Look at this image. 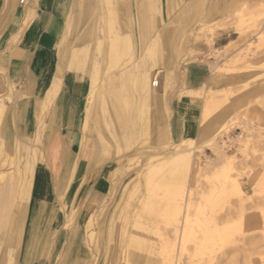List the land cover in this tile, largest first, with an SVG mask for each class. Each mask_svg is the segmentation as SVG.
Returning a JSON list of instances; mask_svg holds the SVG:
<instances>
[{
	"label": "rangeland",
	"instance_id": "rangeland-1",
	"mask_svg": "<svg viewBox=\"0 0 264 264\" xmlns=\"http://www.w3.org/2000/svg\"><path fill=\"white\" fill-rule=\"evenodd\" d=\"M150 3L147 11L139 0H134L132 7L129 5V50L116 57L108 73L98 78L95 95H90L89 88L85 86L87 93L82 106L90 115L85 127L88 132L84 139L85 147L88 142L91 147L97 144L94 137L97 124L99 128H104L95 117L99 113L100 99H104L108 106L115 103L105 89L109 77L117 82L121 97L120 109L115 105V108L112 106L115 115H111L110 108L108 113V120L117 131V137L110 142L113 157L96 169L107 172V189L102 204L105 206L99 204L93 211L83 212L80 217L77 196L70 205L60 197L58 201L64 202L65 211H62L59 219L61 221L63 216L64 223H60L58 230L50 234L47 232L46 244L42 246L43 255L39 259L34 258L31 264H126V254L138 256V261L133 264H161L162 249L168 241L173 240L172 226L164 207L165 188L156 186L159 177L147 185V180L143 179L144 167L147 160L164 157L166 164L162 173L165 172L172 161L168 156L177 142L169 141L164 112L159 120L151 124V127L163 131V137L158 141H154L148 130L138 139L131 130L140 126L132 81L137 79L136 74L141 67H152V74L157 72L160 78L164 71H155V68L162 60H167L171 66L170 83H174L177 73L192 62L208 63L211 76L217 75L211 86L214 91H205L203 86L195 95L200 106L196 133L201 125L206 124L204 132H207V139L213 138L209 141L212 146L204 147L201 153L192 156L194 171L189 161L188 168L175 169L176 180L168 182L176 193L188 192L191 204L187 210L188 226H183L186 239L179 244L180 254L177 255L176 264H264V0H169V3L166 0H150ZM19 8L23 6L17 4V11ZM99 11V5L93 6L92 20L88 22L97 28V38H101L99 29H102L103 21V18L100 20ZM96 13L99 18L93 20ZM11 19L4 17L0 5V96H9L2 103L8 108L4 127L13 124L11 115L14 105L17 114L28 107L23 86L9 80V55L7 50L2 51L3 33ZM122 19L123 15L118 11L115 23L118 29H122ZM25 29L22 27L19 32ZM217 32H236L237 41L215 51L212 40ZM77 34L61 38L57 48L59 51H54L52 79L59 81L55 93L46 98V93L42 91L37 97L27 99L34 114L31 130L26 132L31 141H27L23 147L24 154L17 170L8 163L0 169V173L5 174L4 179L0 180V192L10 179H15L17 184L22 182L20 174L24 166L32 163L29 152L34 148L33 139L43 129L45 113L57 104H54V99L63 79V70L59 66L63 60L69 59L77 45ZM61 48L66 51L61 52ZM81 48L88 53L84 59V69H87L91 64L90 55L99 58L96 42H84ZM152 48L158 54L154 61L148 58L149 49ZM75 78L84 83L82 73ZM124 80L131 82L123 83ZM39 100H42L40 110L36 109ZM201 103L205 110L203 114ZM18 118L16 116V121ZM13 128L20 129L14 125ZM22 129L25 130L24 126ZM196 133L184 141H195ZM52 144L50 139L46 142V146ZM188 148L187 145L184 147V157L190 156L186 154ZM82 150L86 151L84 148ZM97 151L99 154L100 148ZM114 158L121 163V170L112 177L113 171L109 167ZM41 161L39 159L38 164L35 161V171L43 166ZM122 172H125L123 176ZM116 178L118 181L109 195L112 180ZM236 186L238 189L240 187L239 192ZM33 187L36 191L35 179ZM29 203L30 200H20L19 208H12V213L6 209L3 218L6 224L15 223L13 213L19 214L20 209L24 211L25 219L26 216L29 219L33 209ZM5 205L8 206V203ZM88 217L93 219L89 224ZM6 231L0 233L1 243ZM88 232H94L93 240L88 237ZM58 236L54 248L51 240H56ZM60 236L65 237V240L62 238L63 243ZM46 256L48 260H42Z\"/></svg>",
	"mask_w": 264,
	"mask_h": 264
},
{
	"label": "crops",
	"instance_id": "crops-1",
	"mask_svg": "<svg viewBox=\"0 0 264 264\" xmlns=\"http://www.w3.org/2000/svg\"><path fill=\"white\" fill-rule=\"evenodd\" d=\"M166 1L169 3V0ZM133 2L134 0H121L120 3H118V0H29L30 5L35 6L30 25L28 24V16L30 15L28 8H19L17 15L12 17L3 33L4 47L2 51L7 50L9 55V80L13 84L23 86L26 96L25 101L28 105L23 113L16 115L19 116V122H17L18 119L15 122L11 118L13 124H8L7 129L14 134L16 128H13V125L15 127L19 126V130H23L24 126L25 130L23 131L26 132L31 130L30 126L34 114L30 110L29 103L31 102L27 99L37 97L42 93L44 85H48L46 82L48 80L47 74L53 66L54 51L59 47L60 39L66 35L75 36L77 32L80 33L82 29H85L83 33L77 34L78 42L74 50L71 51L69 59L60 63L59 68L63 70V79L61 88L54 99V104H57L54 109L48 110L45 113V118L42 119L43 129L46 127V131L44 130L43 133L50 138L53 144L46 146L44 161L42 162L44 164L42 167L36 168L34 179L39 192L29 195L31 199L29 207L31 208L34 201L47 207L50 216L48 225L50 232L58 230L60 223L64 220L63 216L61 221L59 219L62 211H65L64 202L70 205L77 196V204L79 205L77 211L81 217L83 212H91L97 205L102 206L105 201L103 198L107 189L105 180L107 172H103L101 168L96 169L98 166L101 167L109 157H113L110 151V142H113L117 137V131L108 120V113L110 108L111 115H115L113 112L115 105L118 110L121 107L117 82L109 77L105 84L106 92L115 101L112 105L114 108L108 106L104 99H100L98 103L99 113L95 117H97V123L101 121L100 124L104 128H99L97 124V130L94 129L97 144L92 147L89 144L90 142L85 147L84 139L88 134L85 127L90 115L87 109H83L82 102L85 101L87 93L85 86L89 88L90 95H95V85L98 78L108 73L116 57L124 55L129 50L130 39L128 37L127 21L131 10L129 5L132 7ZM139 2L144 10L150 9V0L148 2L139 0ZM102 4H104L103 8ZM118 4L120 5L118 6ZM0 5L2 9L3 3L1 0ZM96 5L100 6L98 12L101 16L100 20L103 18L102 29H99V31L101 30V38H97L95 34L97 30L95 25L88 23L92 20L91 10ZM118 11L123 15L122 29L115 26ZM99 15L96 13L93 20H98ZM105 21L111 22V31L105 29ZM26 26L28 27L24 31L19 32L22 27ZM16 34V39H12ZM235 35L236 32H217L212 40L214 50L219 51V48H225L237 41ZM93 40L96 42L99 58L90 55V67L84 69V59L88 53L81 46L84 42H92ZM107 41L113 42L111 47L106 46ZM60 51L65 52L66 50L61 48ZM107 56H109V59L106 58ZM157 57L158 54L155 50L153 48L149 49L148 58L154 61ZM156 65L155 71H164L160 78H158L157 72L152 74V67H141L136 74L137 79L132 81L136 94L135 105L140 126L133 128L131 131L136 136L139 135L137 136L138 139L148 130L154 141H158L163 137V131L151 127V124L159 120L164 112L165 130L168 132L169 141L177 142L174 143L173 146H175L184 141L189 135L195 134L198 129L200 106H198L195 96L190 92H198L203 86L205 91H214L211 86H213L217 75L215 77L214 75L211 76L208 63L192 62L177 73L174 83H170L172 70L167 60L159 61ZM54 68L55 66H53L52 71H54ZM67 70H71V72ZM80 73L84 77V83L75 80V76ZM154 78H156V86L152 87L151 83ZM58 86L59 81L52 79L49 85L46 86V97L50 98ZM156 88L157 92L155 91ZM192 110L194 113H192ZM76 124L78 125L76 126ZM206 126V124L201 125L199 132L195 135V140L207 129ZM82 127L84 130H82ZM83 148L86 151L82 150ZM97 148H100L99 154H97ZM119 167H121V163L114 158L109 167L114 175L111 174V176L115 177ZM124 173L122 172L121 176ZM59 181L63 184L62 190L58 189ZM116 181H118V178L112 180L113 185L109 195L112 194L113 191L111 190L114 189ZM60 197L64 198L63 204L58 201ZM58 238L59 236L56 240L54 238L51 240V245L53 244L54 248H56ZM45 242L43 245L46 244ZM61 243H63V240ZM42 260L46 261L48 257L46 256Z\"/></svg>",
	"mask_w": 264,
	"mask_h": 264
},
{
	"label": "bare ground",
	"instance_id": "bare-ground-1",
	"mask_svg": "<svg viewBox=\"0 0 264 264\" xmlns=\"http://www.w3.org/2000/svg\"><path fill=\"white\" fill-rule=\"evenodd\" d=\"M1 1L3 3L2 10L4 12V17L6 19H11L13 16L17 15V13H18L17 4L19 6H23V8H28V11L30 13V15L28 16V18H29L28 24H30L32 17H33V10L35 7L33 5H30L31 2L28 3L27 0H1ZM26 2H27V5H25ZM105 7H106V5H105ZM105 24H106L105 29L107 31H111L112 30L111 22L105 21ZM28 26H26V28ZM86 35H88V34H86ZM15 36H17V34L14 35V37L12 39H14V38L16 39ZM112 44H113V42H111V41L106 42V46H108V47H111ZM215 51H217V50H215ZM107 59H109V56H107ZM80 68H81V66H80ZM75 71L77 72V70H75ZM52 73H53V71L51 68V70H49V72L47 74L48 80L46 82L48 83V85H49V82L52 80ZM8 84H11L10 81H8ZM48 85H44V88L42 90L43 92L46 91L45 88ZM151 86L152 87L156 86V78H154V80L152 81ZM0 89H1V87H0ZM190 94H193V96L198 95L197 92H193ZM45 97H46V95H45ZM5 99H9V96H4V97L0 96V169L2 168V166L5 163H8L9 166H12L14 169H16V168H18V165L20 164L21 158L23 157V154H24V152H23L24 148L23 147H24L25 143L27 144V141L28 142L31 141V138L28 136L26 131L16 129L14 131V134H13L10 130L7 129V126L4 127V118H5V116L7 114V110H8V108L4 107V105L2 104L5 101ZM13 99H14V96H13ZM41 104H42V100H39V102L36 104V106H37L36 109L40 110ZM204 111H205L204 107L201 103V113L203 114ZM16 115H18V114L16 113V107L14 105L13 106L12 120L15 122H16V117H15ZM77 125L78 124H76V126ZM44 130L46 131V127L41 131V133L38 135V137L36 139H33V140H35L34 141V143H35L34 148L29 152V156H30V159H32V163H29V165L24 166V170L22 171L23 173L20 174L22 182H18V184H17L15 182V179L14 180L10 179L8 182L9 187H8V185L7 186L5 185L0 192V233H1V231L5 232V230H7L6 236L4 237V241H2L3 243L0 242V264H31L32 260L34 258L39 259L43 255V248L44 247H42V245L47 240L45 236L48 235V233L50 232V230L48 229L49 228L48 225H49L50 221L48 220L49 218H47V216L49 214V210L47 209V207H44L39 202L34 201V203L32 205L33 209H32L31 216L29 219H27V216L25 219V213H24V211H22V209H20L19 214L13 213V215L16 216L14 218V219H16L15 223H13L14 221H12V222L6 224V220L3 218H4V212L6 211V209L10 210V213H12L13 212L12 208H14V207L19 208L20 200L29 201V200H31L29 197V194L39 192L38 186H37L36 191H34V189H33L34 188L33 187V180H34V177H35L34 175L36 172L34 170V165L36 163L35 161H37V164H38L39 159L44 161V149L46 148V142L50 139V138H48L47 135H44V133H43ZM82 130H84V128ZM139 132H138V134H139ZM137 136H139V135H137ZM210 140L212 141L213 138L207 139V132H203L200 135L198 142H196V140L195 141L188 140V141H183L182 143H180L177 146H174L172 151L170 152V154L168 156L172 160L170 162V166H169V168H166L165 172H163V173H162V170L164 169V166L166 164V162L164 161V157L151 158L150 160H147V162L145 164V167H144L145 173H144L143 179H144V181L147 180V182H146L147 185L152 184L153 179L159 177L160 180L156 183V186L165 188V190H163L166 193V202H165L164 207L166 209V212H168V215H169L168 220L172 226L173 240L168 241L166 243V247H164L162 249V255L160 254L161 264H176L177 255L180 254L179 253L180 252L179 251V244H180V242H183L186 239V234H185V230H184L183 226L185 228H186V226H188L187 225L188 224L187 210L191 207V204L188 200V192H185V194H184V192H182L181 194H179V192L176 193L175 189L173 188V185L169 184L168 182L175 181L176 177L174 176V170L177 169L178 167L188 168L189 161H191L192 156L196 155L197 153H201L204 147H208L209 145H211L209 143ZM73 143H74V141H73ZM186 145L189 147L188 150L186 149V151H187L186 154H188L190 156L184 157L183 153L185 152L184 147ZM211 146H209V147H211ZM45 159H47V158H45ZM193 168H195V163H193L191 161V170L192 171H194ZM120 170L121 169L119 167V170H117V171L115 170V171H116V173L117 172L119 173ZM116 173H115V175H116ZM4 177H5V174L0 173V180H3ZM148 177L149 178L152 177V179H148ZM20 186H21V188H19ZM42 186H43V184H42ZM58 189H61V190L63 189V184L61 181H59V183H58ZM238 190L239 189L236 186V191L239 192ZM7 203H8V206L5 205ZM104 206H105V204H104ZM104 206H101V207H104ZM89 217H88V219H89ZM90 221H93V219L90 218L88 220V224L90 223ZM89 231L95 232V230H89ZM94 232H92V233L88 232L87 233L88 237L92 240L95 238V236H93ZM0 237H1V235H0ZM62 238L65 240V237L60 236L61 241L63 240ZM163 260L164 261L166 260V263H163ZM137 261H138V256H136L135 254H126V256L124 258V262L126 264H133V263H136Z\"/></svg>",
	"mask_w": 264,
	"mask_h": 264
}]
</instances>
